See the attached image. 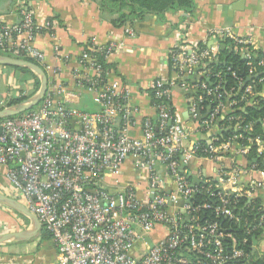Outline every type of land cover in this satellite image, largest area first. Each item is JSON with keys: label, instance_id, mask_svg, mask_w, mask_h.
I'll use <instances>...</instances> for the list:
<instances>
[{"label": "built area", "instance_id": "2783aa9c", "mask_svg": "<svg viewBox=\"0 0 264 264\" xmlns=\"http://www.w3.org/2000/svg\"><path fill=\"white\" fill-rule=\"evenodd\" d=\"M21 13L19 26L0 30V44L10 48L15 35L24 36L11 45L12 53L41 67L44 55L32 47V41L41 34L54 38L60 27L50 20L36 25L29 12ZM182 28L166 64L174 76L169 80L159 76L144 90L153 100L154 119L135 124L128 102L130 87L106 81L113 68L101 79L104 70L93 56L104 53L107 61L122 50L124 38L134 36L125 27L119 37L76 61L62 56L54 43L61 65L74 61L77 65L70 83L60 79V66L49 71L41 67L48 76L45 97L32 110L0 120V168L12 195L23 200L51 237L56 249L53 264H253L259 259L264 263L257 239L255 245V236L250 244L248 239L262 226L263 210L251 193L264 188L263 140L257 137L253 142L257 150L263 149L256 151V163L250 167L232 163L228 170L225 151L234 143L238 156L250 150L239 144V117L227 119L236 132L227 138L189 140L190 125L195 132L210 134L223 111L236 104H224L221 73L213 74V87L201 78L209 72L207 62L216 57L214 50L229 41L235 51L249 57L254 44L250 37H239L224 27L209 33L216 48L206 49L189 44ZM200 67L195 75L201 94L191 102L186 127L171 104V92L187 88L186 78ZM83 93L95 96L96 110L69 107ZM244 93L259 95L253 94L251 85ZM260 95L264 98V92ZM205 101L213 104L205 108ZM237 120L238 124H231ZM193 161L218 167L211 178L201 170L190 172ZM245 175L247 189L238 190L236 181ZM197 195L204 197L203 202L196 201ZM241 200L246 201V213H258L254 225L240 216ZM242 223L244 235L238 238Z\"/></svg>", "mask_w": 264, "mask_h": 264}, {"label": "crops", "instance_id": "0c3cea01", "mask_svg": "<svg viewBox=\"0 0 264 264\" xmlns=\"http://www.w3.org/2000/svg\"><path fill=\"white\" fill-rule=\"evenodd\" d=\"M102 2L103 0H0V30L19 26L22 22V11L29 12L36 25H42L45 20L55 19L60 28L56 30L54 38L46 34L37 35L32 41V47L43 53L41 67L44 70L60 66L62 68L60 79L64 83H70L72 71L77 67L75 63L77 59L86 57L91 50H96L111 38L119 37L123 28L131 29L134 36L125 37L122 50L107 58V63L111 64L113 69L106 81L109 84L117 81L130 87L128 102L134 110L133 120L136 125H140L146 118L155 117L153 100L144 90L159 76H163L166 80L174 76L172 70L167 69L166 64L169 53L175 45L179 28L183 27L182 29L186 30L189 44H206V49H210V47L216 48V41L209 37V33L215 29L228 27L239 37H250L254 49L264 52V0H195V9L191 15L182 12L165 13L163 16L149 14L140 19L133 18L120 29L113 26L114 14L106 11ZM23 38L22 35H15L9 42L10 48L0 44V55L18 59L12 53L11 45L18 44ZM54 43L59 45L62 56L75 61L61 65L53 50ZM6 50L9 51L8 55L5 54ZM219 50H221L220 46L214 50L216 57ZM199 69L195 68L192 75L186 78L187 88H175L171 92V104L186 127L190 125L191 102L201 94L195 75ZM256 76L254 75L253 78ZM36 77L34 73L23 72L16 67L0 66V110L8 107V104L18 97L33 93L36 89ZM72 101L79 108L81 106L88 110L98 108L95 96L89 93L76 96ZM229 109L227 107L223 111L216 126L210 130V134L195 132L194 127L190 125L192 131L189 140L205 142L209 136L221 137L223 134L235 132L227 122L226 115ZM237 149L238 145L234 143L231 150L225 151L228 159L224 161V169H230L232 163L245 167L256 163L254 158L244 164L249 151L245 156H238ZM262 151L263 149H258L257 153ZM217 167L215 163L193 161L189 164L188 170L193 173L201 170L202 174L206 173L212 178ZM247 180L249 177L246 175L238 179L235 188L244 191L247 189ZM191 182H195V179L192 178ZM0 193L24 205L22 199L12 195L3 168H0ZM251 194L257 201L256 204L262 207L263 216L259 225L263 226L264 188H258ZM29 226L30 222L24 215L0 203V235L22 231ZM262 226L255 230L256 248L261 254L264 253ZM27 242L0 245V264L54 263L56 249L52 240L41 241L38 249L33 253L22 254Z\"/></svg>", "mask_w": 264, "mask_h": 264}, {"label": "trees", "instance_id": "16d2710c", "mask_svg": "<svg viewBox=\"0 0 264 264\" xmlns=\"http://www.w3.org/2000/svg\"><path fill=\"white\" fill-rule=\"evenodd\" d=\"M103 8L109 13L114 14V20L112 21L113 26L116 29L124 27L133 18H143L146 15H165V13L182 12L187 15H191L195 9V0H103ZM50 21H55L51 19ZM202 48H206V44L199 43ZM221 50H219L217 57L212 62H207V70L209 71L206 76L202 77L203 81H207L211 87L215 83L213 79L214 73H221L222 81V98L224 104L227 105L231 101H235L236 104L230 107L229 112L226 116L232 118H240L239 125L241 129L237 131V134L242 136V141H239L240 146H250L249 154L247 160L243 163L252 161L257 157V145L253 143L257 137L261 138L264 143V98L261 97V92L264 89V52L260 50H250L249 57H245L244 53L237 49L236 51L232 47L229 41H225L223 44L220 43ZM8 50L5 54L8 55ZM91 54V51H90ZM94 59L96 63L99 64L104 73L101 79H105L107 72H109L113 66L108 64L105 59L104 53H94ZM38 65L36 62L30 59H23ZM263 62L262 66L259 63ZM202 67H200L201 69ZM16 69L33 74L30 70L26 68L16 67ZM252 71V73H250ZM235 73V77L232 76ZM254 75H257L253 78ZM252 77V78H251ZM251 78V79H250ZM263 79V81H260ZM251 85L253 94L259 95H248L244 93L245 88ZM39 88V79L36 77V89L33 93L28 95H23L18 97L16 100L11 101L8 106L15 105L30 99ZM234 88L236 94L232 97H228V92ZM215 96V95H214ZM214 99V97H213ZM209 100V98H208ZM210 101H205L204 106L207 108L210 105ZM69 107L78 108L79 106L70 105ZM81 110L88 111L87 108L81 106ZM12 118V117H10ZM3 120V119H0ZM232 125L238 124L236 122H231ZM236 132H231V134H223L224 138L229 137L228 135H233ZM251 142V143H250ZM262 165L259 162V167ZM204 197L197 195L196 201L203 202ZM246 201L241 200L239 206L240 216L246 219L248 225H254L256 222V217L258 213L254 211L253 213H246V208H243ZM243 208V209H242ZM222 222V220H221ZM225 225V222H224ZM245 226V225H244ZM239 228V227H238ZM255 232L248 236L249 244L252 241V236H255ZM244 235L243 223L241 228L238 229V238ZM38 237L41 241H49L51 237L49 234L42 229ZM253 264H264L261 259L254 261Z\"/></svg>", "mask_w": 264, "mask_h": 264}, {"label": "water", "instance_id": "95a60500", "mask_svg": "<svg viewBox=\"0 0 264 264\" xmlns=\"http://www.w3.org/2000/svg\"><path fill=\"white\" fill-rule=\"evenodd\" d=\"M0 66L26 68L31 72H33L39 79V88L37 92L27 101L17 103L15 105H11L1 109L0 119L15 117L23 113H26L32 110L35 106H37L40 103V101L45 97L48 86V76L40 66L26 60L15 59L2 55H0ZM0 203L18 211L19 213L24 215L30 222V226L25 230L18 231L15 233L0 235V245L10 244V243H22L29 241L33 239L42 230V227L40 223L37 221L36 217L32 213H30V211L24 205H22L15 199H12L0 193ZM255 244H256V238L254 237L253 245ZM253 250H254V254L257 255L258 254L257 251L255 249Z\"/></svg>", "mask_w": 264, "mask_h": 264}, {"label": "rangeland", "instance_id": "374dc122", "mask_svg": "<svg viewBox=\"0 0 264 264\" xmlns=\"http://www.w3.org/2000/svg\"><path fill=\"white\" fill-rule=\"evenodd\" d=\"M40 243H41L40 239L37 236H35L33 239L27 242L26 248L23 250V252L21 251L20 252L22 254L23 253H26V254L33 253L34 251L38 249V246Z\"/></svg>", "mask_w": 264, "mask_h": 264}]
</instances>
